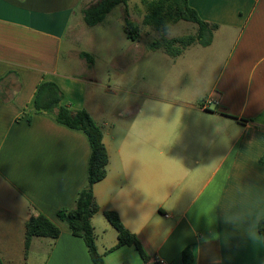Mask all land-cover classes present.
<instances>
[{
  "label": "crops",
  "instance_id": "1",
  "mask_svg": "<svg viewBox=\"0 0 264 264\" xmlns=\"http://www.w3.org/2000/svg\"><path fill=\"white\" fill-rule=\"evenodd\" d=\"M96 1L0 0V258L5 264H35V252L45 247L43 264H93L84 240L58 218L59 210L75 207L88 183L89 139L35 113V98L43 82H53L63 105L86 109L96 120L83 77L96 54L76 51L71 43L73 31L84 24L83 10ZM149 1L129 0L127 9L141 28L151 27L146 34L158 36L149 45L153 49L163 37H175L145 22ZM189 3L203 21L217 25L208 47L218 39L226 49L208 88L199 93L184 84L179 91L126 92L142 101L117 109L111 130L96 120L109 165L107 176L93 187L100 211L92 224L106 264H185L187 248L192 264H264L258 230L264 218V0ZM180 22L186 21L172 27ZM122 25L129 37L125 18ZM129 46L130 52L117 56L119 70L136 61ZM80 53L92 57L90 69ZM212 95L219 104L205 108ZM107 210L137 236L148 260L134 246L108 252L118 233L104 216ZM37 215L55 223L61 235L33 238L26 252V222Z\"/></svg>",
  "mask_w": 264,
  "mask_h": 264
},
{
  "label": "trees",
  "instance_id": "2",
  "mask_svg": "<svg viewBox=\"0 0 264 264\" xmlns=\"http://www.w3.org/2000/svg\"><path fill=\"white\" fill-rule=\"evenodd\" d=\"M128 1L97 0L83 10L84 23L94 27L101 23L113 8L123 5L125 7L127 34L130 39L136 40L139 36L138 26L129 16ZM177 21L197 24V33L170 39L163 37L153 44L152 48L154 50L164 46L167 54L178 57L193 44H199L204 47L211 45L217 25L203 21L197 11L190 5L189 0H151L147 2V15L145 18L147 24L167 30L169 25L172 26ZM80 57L87 62L90 69L92 57L87 53H80ZM62 99L61 90L55 83L43 82L36 94L35 113L50 115L56 122L71 129L84 132L89 139L91 156L87 185L78 194L75 207L73 209L59 210L58 218L67 225L73 236L84 240L93 264H106L104 254L98 251L95 228L92 224V218L100 211L93 187L107 176L109 165V154L103 141V128L86 109L73 111L62 104ZM262 161L264 162V157ZM104 216L118 233L117 245L108 252H112L122 246H134L141 257L145 261L148 260V256L137 236L125 227L119 215L115 211L107 210L104 211ZM25 229L26 252H28L33 238L56 240L61 235L60 228L44 215L32 216L26 222ZM258 230L264 238V218L259 221ZM182 256L185 264L193 263L194 257L191 249H185ZM0 264H5L1 258Z\"/></svg>",
  "mask_w": 264,
  "mask_h": 264
},
{
  "label": "rangeland",
  "instance_id": "3",
  "mask_svg": "<svg viewBox=\"0 0 264 264\" xmlns=\"http://www.w3.org/2000/svg\"><path fill=\"white\" fill-rule=\"evenodd\" d=\"M128 12L138 26L139 36L136 40L124 34L122 23L125 18V7L120 5L97 26L81 24L80 29L72 33L74 42L69 41L73 43V49L76 51H93L96 54L94 66L83 77L89 82L87 86L89 107L99 123L107 124L105 127L107 130H111L116 121L117 109L131 104L134 106L142 101L141 97H131L126 92L179 91L186 84L188 88L204 93L214 78L213 72L219 69L226 54L225 45L218 39L215 40L214 46L207 48L199 44L193 45L178 58L167 54L164 46L151 49L149 45L158 36L153 33L146 34L151 27L141 28L139 19H136L129 10ZM197 31V24L180 22L172 27L173 34H169L168 31L167 36H190L195 35ZM129 45H133L131 57L132 59L135 57L136 61L132 62L130 67L122 66L123 69L119 70L120 67L116 65L119 64L117 56L123 51L130 52ZM46 249L47 247L35 252V264L44 263Z\"/></svg>",
  "mask_w": 264,
  "mask_h": 264
},
{
  "label": "built area",
  "instance_id": "4",
  "mask_svg": "<svg viewBox=\"0 0 264 264\" xmlns=\"http://www.w3.org/2000/svg\"><path fill=\"white\" fill-rule=\"evenodd\" d=\"M219 97H218V95H212V96H210L209 98H207V100L205 101V103H204V107L205 108H207V107H209V106H211V105H218L219 104ZM158 264H165V262H163V261H159V263Z\"/></svg>",
  "mask_w": 264,
  "mask_h": 264
},
{
  "label": "clouds",
  "instance_id": "5",
  "mask_svg": "<svg viewBox=\"0 0 264 264\" xmlns=\"http://www.w3.org/2000/svg\"><path fill=\"white\" fill-rule=\"evenodd\" d=\"M169 34H173L172 33V26L171 25H169ZM157 147H159V143L157 144Z\"/></svg>",
  "mask_w": 264,
  "mask_h": 264
}]
</instances>
